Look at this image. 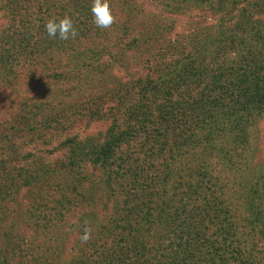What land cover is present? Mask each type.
<instances>
[{"label":"trees","instance_id":"obj_1","mask_svg":"<svg viewBox=\"0 0 264 264\" xmlns=\"http://www.w3.org/2000/svg\"><path fill=\"white\" fill-rule=\"evenodd\" d=\"M92 4L0 0V264H264V0Z\"/></svg>","mask_w":264,"mask_h":264},{"label":"clouds","instance_id":"obj_2","mask_svg":"<svg viewBox=\"0 0 264 264\" xmlns=\"http://www.w3.org/2000/svg\"><path fill=\"white\" fill-rule=\"evenodd\" d=\"M93 14V23L101 29H108L115 23V17L110 8L109 0H93L91 7ZM48 36L56 37L57 34L61 40H69L78 35L71 16L64 15L62 18H51L45 24ZM92 229L85 227L80 239L82 243H87L91 239Z\"/></svg>","mask_w":264,"mask_h":264},{"label":"rangeland","instance_id":"obj_3","mask_svg":"<svg viewBox=\"0 0 264 264\" xmlns=\"http://www.w3.org/2000/svg\"><path fill=\"white\" fill-rule=\"evenodd\" d=\"M139 2H142L145 6V8L147 7L146 4H147V0H138ZM148 9H151L149 6H148ZM183 27V26H182ZM179 30H181V28H179ZM263 130H264V121H261L259 124H258V132H257V137L258 139H260V142L263 143ZM255 131V128L254 129H251V133H252V136H253V133ZM263 146L260 145V148H262ZM258 149V148H257ZM259 149L257 150V153H258ZM259 155V154H258ZM262 156H264V152H262ZM261 156V157H262ZM258 159V158H257Z\"/></svg>","mask_w":264,"mask_h":264}]
</instances>
